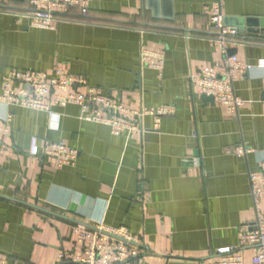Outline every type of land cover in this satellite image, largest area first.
<instances>
[{"label":"crops","instance_id":"crops-1","mask_svg":"<svg viewBox=\"0 0 264 264\" xmlns=\"http://www.w3.org/2000/svg\"><path fill=\"white\" fill-rule=\"evenodd\" d=\"M216 1L238 32L228 54L251 65L233 84L247 101L236 116L190 81L220 72L209 42ZM28 3L0 0V90L8 70L60 68L86 80L71 91L169 111L142 116L127 137L84 120L75 104L50 103L48 114L0 102V258L54 264L73 249L76 225L98 222L141 241L140 255L120 264H208L237 246L255 218L249 173L264 161V0H85V16L73 7L52 30L25 24ZM144 49L163 53L161 70L142 63ZM50 142L75 148V162L54 167L43 154ZM238 146L251 151L237 156ZM243 256L249 264L251 251Z\"/></svg>","mask_w":264,"mask_h":264},{"label":"built area","instance_id":"built-area-1","mask_svg":"<svg viewBox=\"0 0 264 264\" xmlns=\"http://www.w3.org/2000/svg\"><path fill=\"white\" fill-rule=\"evenodd\" d=\"M28 4V10L18 15L32 28L54 29L55 23L64 19L73 7H78L83 16L86 14L85 0H29ZM209 24L214 29L209 42L218 47L223 56L220 72L203 70L191 76L190 81L201 93L212 96L229 115L236 116L247 101L235 93L233 84L251 65L240 62L236 55L228 54L230 47L240 41L237 39V30L224 24L220 1L212 3L210 7ZM163 56L162 52L153 50L144 49L140 52L142 63L157 70L163 66ZM256 66L264 68V59L258 60ZM85 82L83 77L65 74L60 68H55L53 74L39 70L12 69L2 77L0 102L48 114L51 113L50 103L58 106L75 104L81 107L84 120L106 125L112 134L123 133L127 137L137 131V121L142 116L151 114L158 121L161 115L169 111L166 107L128 109L95 88H89L85 93L70 90L74 85H84ZM6 131L7 128L0 126V134ZM250 151L244 146L233 150L237 156L246 155ZM29 152L32 156L38 155L36 137L31 138ZM43 154L56 168L70 166L77 158V150L62 142L48 143ZM261 167V171L249 173L255 215L251 228L240 232L237 246L225 248L216 260L208 264H246L243 256V250L246 249L251 251L249 264H264V211L260 208L264 195V161ZM141 244L138 237L123 227H108L103 222L90 228L76 225L73 249L59 251L54 264H120L140 255ZM0 264H6L2 258Z\"/></svg>","mask_w":264,"mask_h":264},{"label":"trees","instance_id":"trees-1","mask_svg":"<svg viewBox=\"0 0 264 264\" xmlns=\"http://www.w3.org/2000/svg\"><path fill=\"white\" fill-rule=\"evenodd\" d=\"M69 12H70V10H69ZM69 13L65 16V18H64V20H67V19H71L70 17H69Z\"/></svg>","mask_w":264,"mask_h":264},{"label":"water","instance_id":"water-1","mask_svg":"<svg viewBox=\"0 0 264 264\" xmlns=\"http://www.w3.org/2000/svg\"><path fill=\"white\" fill-rule=\"evenodd\" d=\"M208 98H210V99H213V97H212V96H209Z\"/></svg>","mask_w":264,"mask_h":264}]
</instances>
